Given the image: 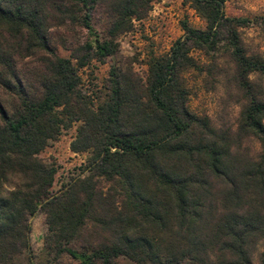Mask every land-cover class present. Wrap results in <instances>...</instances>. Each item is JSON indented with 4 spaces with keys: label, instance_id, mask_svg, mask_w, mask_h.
Instances as JSON below:
<instances>
[{
    "label": "trees",
    "instance_id": "16d2710c",
    "mask_svg": "<svg viewBox=\"0 0 264 264\" xmlns=\"http://www.w3.org/2000/svg\"><path fill=\"white\" fill-rule=\"evenodd\" d=\"M110 1L101 37L102 0H0V264H264V92L252 79L264 59L240 33L251 21L228 17L227 0H183L205 27L182 21L144 79L112 65L91 99L80 71L115 56L146 2ZM190 75L240 96L234 132L191 110ZM73 126L70 150L86 160L53 192L56 168L40 154Z\"/></svg>",
    "mask_w": 264,
    "mask_h": 264
},
{
    "label": "rangeland",
    "instance_id": "374dc122",
    "mask_svg": "<svg viewBox=\"0 0 264 264\" xmlns=\"http://www.w3.org/2000/svg\"><path fill=\"white\" fill-rule=\"evenodd\" d=\"M145 1L141 18H132L128 29L115 38L117 44L115 56L101 62L94 60L80 71L82 90L89 98L94 99L104 92L112 65L132 70L137 77L144 79L148 60L153 56L168 53L174 41L182 35V21H187L197 29L205 27L204 22L183 3V0ZM109 3L110 0H102L92 15V25L101 37L107 34L112 22ZM224 12L228 17L247 18L251 21L248 27L240 30L243 44L248 53H256L264 59V0H227ZM79 37L85 40L86 32L80 31ZM59 52L65 55L62 50ZM188 79L193 91L191 110L225 122V128H230L234 132L240 113V106L236 102L240 96L230 88H226L225 93L222 89L217 92H205L197 78L190 75ZM252 79L264 92V77L253 75ZM75 130L76 127L73 126L63 131L58 139L40 154L44 161L56 168L53 192L78 175L85 163L86 154H77L70 150ZM244 144L255 152L258 150V144L255 142L246 140ZM44 233V215L39 213L31 220L30 232L32 251L39 258L44 257ZM69 263L76 264L70 261ZM62 264H68V260L62 259ZM121 264L129 263L122 261Z\"/></svg>",
    "mask_w": 264,
    "mask_h": 264
}]
</instances>
